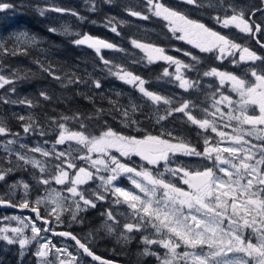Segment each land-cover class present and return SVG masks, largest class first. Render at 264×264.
Segmentation results:
<instances>
[{
	"label": "snow or ice",
	"instance_id": "snow-or-ice-1",
	"mask_svg": "<svg viewBox=\"0 0 264 264\" xmlns=\"http://www.w3.org/2000/svg\"><path fill=\"white\" fill-rule=\"evenodd\" d=\"M103 2L112 4L113 0H103ZM183 2L202 7L200 0H183ZM10 7H12L10 4L0 0V11ZM220 8L222 14L215 15L212 19L221 28H235L239 33L253 38H257L258 34H264V24L253 19L257 12L264 15V7L250 9L247 13L232 3L221 4ZM96 9V0H89V10L94 12ZM143 9L141 11L134 7H125L129 16L141 20H148L152 16L162 19L175 39L185 41L198 49L200 53L211 54L221 63L225 60H230L233 65L264 62V57L248 46L236 42L229 35L222 34L199 20L191 19L186 13L167 6L163 0H143ZM38 11L41 16L47 11L61 14L70 12L78 19H84L74 10L57 6L38 8ZM123 23L125 21L117 20L113 16L106 18L104 26L116 35H120L118 25ZM49 31L55 33L57 29L49 28ZM67 32L68 30L65 29V33ZM75 35L77 37L73 40L75 45L94 49L98 55L102 49L124 51L112 42L87 33ZM256 42L264 48V41L257 38ZM38 43L35 36L20 33L15 37L16 46L12 49L0 42V53L12 56L26 55L28 49L23 46H35ZM131 44L145 54L142 59H146L148 63L164 61L169 67L175 66V71L172 73L167 67L164 68L163 76H171L178 82V87L185 91L199 87L201 75L218 79V86L212 93L210 107L200 108L202 115L198 118L193 114L198 107L195 102L188 99L174 101L171 97L150 91L145 87L146 81L141 76L100 56L109 74L136 87L142 96L151 102L155 109L157 124L168 120L175 113H181L186 117L187 122L198 126L204 132L210 130L219 137V140L205 136L204 148L200 151L189 140L175 135L172 131H162L157 135L148 132L138 137L117 132L107 127V121H105V126L98 134H94L88 131L86 123L92 117L82 119L81 114L76 113L71 117L61 116L59 120L52 119L58 134L51 149L41 144L31 148L21 144L20 147L55 161L49 174L46 177L41 176L39 183L50 185L54 181L55 184L65 187L61 191L53 189L46 197H37L33 206V202L27 198L30 192V185L27 182L17 181L9 185L11 190L22 189L23 197L19 202L0 197V206L29 209L35 213V219L18 216L4 217L3 219L18 221L22 227H0V240L6 241L9 245L18 244L21 255L26 246L35 241L38 247L34 255L38 258V264H52L48 257L53 254V250H55L57 264H80L76 254L68 251L67 248H57L50 240L41 236L42 232H49L52 229L38 227L37 222L43 221L44 224H49L50 218L54 216L57 223H63L61 214L64 211L69 212L72 220L75 221L77 213L83 210V207L95 208L96 201L105 200L107 198L105 194L111 193L115 197V203L127 204L132 209V219L123 224L124 232L121 236L127 240L129 237L126 233L140 232L150 227L153 234L142 236V242L146 246L159 245L166 251L161 255L150 247H145L144 254L155 256L159 264H264V70L258 72L255 68H250L248 72L252 79L247 78L248 72L238 76L217 67H210L201 73L198 67L202 62L201 57L191 51L175 49L184 57L190 58L188 62H185L178 57L168 55L163 47L152 43L132 39ZM35 63L55 80H61L51 66L46 67L40 61ZM185 70L195 71L197 79L187 77ZM67 82L79 84L81 81L79 78L70 77ZM93 83L95 88L101 87L98 80ZM13 84L14 80L11 77L0 74V89ZM225 86L230 93L236 94L237 99L221 91ZM9 90L16 91L15 87ZM217 93H219L218 99ZM39 95L44 100L50 99L43 91ZM0 103L26 105L29 108L35 106L30 99L0 98ZM109 103L113 105L114 111L120 112L125 127L139 124L133 118L140 108L138 104L131 103L128 108H120L117 102L109 101ZM162 105L165 107L161 109ZM221 105L228 111L225 112ZM250 108L253 109L251 113ZM256 108H258V114L255 112ZM103 111L98 109L97 113ZM16 118L23 122L21 127L25 134L39 130V135H46L45 130L32 116L19 115ZM73 120L78 125V129L68 127L67 122ZM225 120L227 122L221 126ZM232 121L237 122L235 127L232 126ZM229 127L234 134L223 130ZM137 131H140L138 127ZM9 135L18 138L20 133L12 132L11 128L0 120V136ZM245 137H252L261 143H253ZM67 142H75L80 147L72 149L69 144L67 150H57L56 145H64ZM15 143V139L7 140L3 145L5 153L9 156L14 154L18 162L22 161L24 165L30 164L33 168L39 169L41 174L46 172L45 161L28 156L26 153H13L9 145ZM43 143L47 144L48 141L45 140ZM73 152H78L79 155H73ZM114 152L119 153V156ZM224 153L228 155L225 156ZM133 156L139 157L141 161L146 162L147 166L152 167L149 168L145 164L137 166L120 159V157H127L130 160ZM177 156L202 158L211 162L212 166L193 168L188 164L179 163L173 167L171 165ZM77 161L83 162L86 166L79 165ZM11 163L9 160L8 167L0 166V181H6V178L14 171ZM161 167L163 171H159ZM102 172L107 175H102ZM122 175L126 176L134 189L138 191L120 186L118 181ZM168 175L186 185L187 190L169 180ZM93 180H99L100 183L98 190L91 193L94 199H90L86 197L80 186ZM65 192L67 196L64 195ZM68 200L71 204L66 207L65 201ZM45 201L53 206L46 210L45 216H42L39 205ZM72 205L75 206V211ZM107 217L113 221V224L119 223L111 211L107 212ZM25 220L28 222L25 223ZM225 221H227L226 226ZM29 227L32 236H24V229ZM106 227L109 233L115 230L113 225L106 224ZM54 234L75 241L82 253L91 257L93 261H98L99 264H110L109 261L96 255L87 243L81 242L71 232ZM182 246L185 251L178 252L177 249Z\"/></svg>",
	"mask_w": 264,
	"mask_h": 264
},
{
	"label": "trees",
	"instance_id": "trees-1",
	"mask_svg": "<svg viewBox=\"0 0 264 264\" xmlns=\"http://www.w3.org/2000/svg\"><path fill=\"white\" fill-rule=\"evenodd\" d=\"M124 1L126 0H113L112 4H107L103 0H96L97 9L93 12L89 10V0H61L60 6L62 8L74 10L84 17L83 20H80L76 16L71 15L70 12L63 14L53 12L50 15L44 14L41 16L38 11V8H41L38 0H4L5 3L10 4L12 7L4 12L7 17L0 18V34L4 35L1 42L9 49H12L16 46L15 37L20 33H27L30 36H35L39 43L35 46L24 45L23 47L28 49L26 55L12 56L0 53V73L8 75L14 80L13 85H6L5 88L0 89V98L32 100L35 106L30 108L29 113L33 114L32 117L45 130L46 135H39V130L25 134L21 127L23 122L16 118L20 115L19 110H11L9 103H0V108L5 107L1 115L5 116L12 132L20 133L21 136L32 139V142H44L47 140L54 143L58 133L55 125L52 124V119L59 120L61 116L71 117L76 113H80L82 119L84 117H92L86 123L88 124V131L94 134H98L101 128L105 126V121H107V127H111L113 130L125 135L139 137L148 132L153 135L160 134L162 128L160 124L156 123L155 115L152 111L138 104L140 108L133 118L139 124L125 127L120 112L114 111L113 105L109 103V101H114L117 102L118 107L128 108L131 103L135 102L129 97L133 90L116 76L109 74L100 56L141 76L152 86L148 90L156 92L159 89L157 93L165 96L172 93L173 82L175 81L163 76V70L167 67L169 72H174V67H169L164 61L148 63L146 59H142L145 54L131 44L132 39L163 47L169 55L178 57L185 62H188L190 58L185 57V59L182 53L177 52L175 49L191 51L201 57L202 62L198 66L201 73L210 67L236 72V68L232 67L231 64L221 63L215 60L211 54L200 53L198 49L193 48L192 45L185 41L175 39L165 26V23L157 17L152 16L150 19L145 20L146 26L149 28L146 31V36L138 35L134 25L125 21V18L138 19L127 14L124 9L126 6L123 3ZM127 2L136 10H144L143 0ZM113 16L117 20L125 21V23L118 25L120 35H116L104 26L106 18ZM49 28H56L57 31L55 33L50 32ZM65 29L68 30L67 33H65ZM76 33H87L94 37L105 39L124 51L102 49L98 55L94 49L75 45L73 40L77 38ZM35 61H40L46 67L51 66L55 74L61 77V80L57 81L48 75L47 72L42 71L40 65L35 63ZM134 61L139 62L136 63ZM185 71L187 77L194 80L197 79L195 71ZM70 77L79 78L81 82L79 84H68L67 81ZM204 78L201 75L199 79L202 81ZM97 80L101 84L99 89L95 88L93 83ZM11 87H15L16 91L11 92L9 90ZM41 91L47 93L50 99L44 100L39 95ZM201 97L200 93L196 91V94H185L183 99L197 102L200 106L205 100ZM98 109H103L104 111L97 113ZM177 118L178 116L171 117L172 124L185 130L190 142L201 147L202 143H204V138L198 135L197 128L187 122L184 117L182 118L186 122L181 118L176 120ZM178 122L180 125H178ZM67 125L69 128L78 129V125L74 120L68 121ZM137 127L140 131H137ZM2 155L0 154V166L8 167V161L10 160L14 171L6 178V181H0V194L5 199H11L16 202L17 199L6 191L5 185L19 176H27L29 178L30 169L23 162H18L13 158L8 159ZM109 211L110 207L107 208L104 203H98L95 208L83 212L72 228L59 226L57 229L71 232L77 236L79 231L93 233L96 238L94 240L98 244L92 245V250L108 260L123 264H159V261L153 255L141 258L137 251L134 252V249L131 251V241L128 244L122 241L118 242L114 238L107 236L108 234L99 232L100 227L103 228L104 221L107 218L106 213ZM2 215L3 213L0 212V217ZM37 224L39 226V222ZM53 240L64 241L62 238H53ZM140 242L142 245V239ZM71 245L74 252L82 260V264H93L75 244L71 243ZM150 249L161 255L165 252L160 247H151ZM127 255H130V257L126 258ZM0 264H38V258L34 255H28L21 260L17 253L5 251L0 246Z\"/></svg>",
	"mask_w": 264,
	"mask_h": 264
},
{
	"label": "rangeland",
	"instance_id": "rangeland-1",
	"mask_svg": "<svg viewBox=\"0 0 264 264\" xmlns=\"http://www.w3.org/2000/svg\"><path fill=\"white\" fill-rule=\"evenodd\" d=\"M38 1L40 2V6L39 7H41V8H46V7H50V6L61 7L60 6L61 5V0H38ZM127 1H134V0H126V1L123 2V3H125L126 6L132 7V5L129 2H127ZM235 1L238 3V5H240L241 4L240 1H242V0H235ZM163 2L167 6L172 7L174 9L175 8H178L180 6L179 4L176 3V0H163ZM200 2H203L204 5L205 6L207 5L210 9L214 8L215 6L217 7V5H216V3H215L214 0H200ZM44 3H45V5H43ZM260 7H263L262 6V0H260ZM10 8L5 9L3 11H0V18L7 17L4 14V12H6L7 10H10ZM188 9L189 8H186V9H185V7L183 8L184 11L185 10H188ZM243 9H247V6L246 7H243ZM52 13H53V11H47V12H45V14H47V15H50ZM137 19L138 20H133V19L125 18V21L130 22V23H132L134 25V27L137 29L136 33L138 35L146 36L147 35L146 34V31L149 28L146 26L147 24L145 23V20H141L139 18H137ZM163 22L165 23V26H166V22L165 21H163ZM235 32L236 33H232L230 31H227V34L230 35V33H231V35L235 36V39H236L235 41L237 42V38L241 39V35H239L237 33V31H235ZM3 36H4L3 34H0V42H1V39L3 38ZM171 67H174V70H175V66H171ZM170 73H172V72H170ZM2 74H4V73H2ZM233 74H235V73H233ZM4 75H6V74H4ZM185 75H186V71H185ZM6 76H8V75H6ZM168 78H170V79L173 80V78L171 76H168ZM127 85L133 90L131 96H129L130 99L133 100L136 104L142 105L143 108H147L148 110H150V111H152L154 113L155 112V109H154V106L151 104V102L147 101L146 98H144L142 96V94L138 91V89L136 87H134L132 85H129V84H127ZM173 86L174 87L172 88V93L170 95H166V96L167 97H171L174 101L184 100L183 97H184L185 94H189V93H192V92L194 94H196V91H197V93H200V95L202 96L201 98H206L203 102L201 101L202 104H200V106L196 103L198 105V107H197V109L194 110V113L193 114L194 115H197L198 118H199L202 115L200 113V111H199L200 107H202V106H204V107H206V106L207 107H210V105L212 103V93L215 91L216 87L218 86V79L215 78V77H205L202 81H200L199 87L193 88V89H189L188 91H185V90L179 88L178 87V82H176V81L173 82ZM145 87L148 89L149 87H152V86H150V83H147L146 82ZM158 90L159 89H157L156 93L158 92ZM221 91L225 92V94L232 95L233 99H237L236 94L235 93H230L228 91L227 86H225V88L221 89ZM161 95H163V94H161ZM163 96H165V95H163ZM216 98L217 99L219 98V93H217ZM9 104L11 106V110H19V114L20 115H23L25 117H27V116H33L32 113H29L30 112V108L27 107L26 105L11 104V103H9ZM15 106H17V107H15ZM163 107H165V106L162 105L161 106V109ZM221 107L224 108L223 105H221ZM4 109H5V107H1L0 108V120H3L7 124V126L9 127L8 123L6 122L5 116L4 115H1V114H3L2 112L4 111ZM224 111L227 112L228 109L227 108H224ZM249 111L251 113L253 111V109L250 108ZM255 112H257L256 109H255ZM174 116H178V118L176 120H178L179 118H181L184 122H186L185 121L186 117H184L183 114H181V113H175L172 117H174ZM182 117H184L185 119L182 118ZM226 122H227L226 120L224 122H222L221 123V126H222L223 123H226ZM231 124H232L233 127H235L237 125V122L236 121H232ZM178 125H180L179 122H178ZM160 126L162 128L161 129V132L162 131H164V132L172 131L175 135L184 137L185 139L189 140L188 139V136H187V132L185 130H183L179 126H175L174 124H172L171 117H169L168 120H166V121H162L160 123ZM245 127H248V126H245ZM196 128H197V133H200V135L203 136V138L205 136H211V134L212 135H216L215 133H212L210 130L207 131V132H204L203 130L199 129L198 126H196ZM223 130L225 132L232 133V128L231 127H229V128H223ZM232 134H234V133H232ZM216 138L219 140V137L216 136ZM9 139H15L16 140V143L15 144L9 145V147L13 150V153H15V152L26 153L28 156H32V157H35L36 159L45 161L46 162V168H47L46 172L43 173V174H41L39 172V169L33 168L30 164L25 165V166H27L30 169L29 178L27 176H19V177H16V178L12 179L11 181H9L8 184L5 185L6 187L4 186L5 189H6V191L11 196H13L14 198L17 199L16 202H19L20 199L23 197V191H22V189L11 190L9 188V185H11L12 183L17 182V181H24V182H27L30 185V192H29V196L27 198L31 202H33V206H35L34 205V201L37 199V197H46L48 195V192L52 191L53 189H55L57 191L63 190V188L65 186H63V185H57V184H55L54 181H52L50 185H43V184L39 183V180H40L41 176H45L46 177L49 174V172L51 171L52 166L55 163V161H53L51 158L42 157L39 153L28 152L27 149L20 147L21 144L27 145L28 148H31V147H33V146H35L37 144H41V145H43V147H45L47 149H51L54 143L48 142V144H44L43 142H38V141H33L32 142V139H27L26 137L21 136V135L18 138L17 137H13L11 135L6 136V137L5 136H0V154H3L2 156H4V157L6 156L8 159L13 158L14 160H16L15 155L13 154V155L9 156L7 153H5L4 147H3V145ZM245 139L252 140V142L253 143H256V144L261 143V141H257L255 139H253L252 137H245ZM69 144L71 145L72 149H77V148L80 147L79 145L75 144V142H67L64 145H56V148H57V150H61V151L67 150L69 148ZM195 145L197 146V148L200 151H203L204 143H202L201 147H199L197 144H195ZM114 154L117 155V156H119L115 152H114ZM73 155H79V153L78 152H73ZM227 155L228 154H226L225 156H227ZM94 156H95V154H94ZM120 159L122 161H124V162L129 161L130 163H134V162H131L132 158L129 160V158H126L125 159V157H120ZM77 163L79 165L86 166V165H83V162H81V161H77ZM179 163L188 164L190 167H193V168H203V167H208V165H209V161L204 160L202 158L177 156L175 158V162L171 166L175 167L176 164H179ZM134 164L137 165V162L134 163ZM149 168H151V167H149ZM159 171H163V168L161 167ZM101 174L102 175H107V173H105V172H102ZM218 174L219 175H223L222 173H218ZM124 177H126V176H124ZM120 178H119V181H118V183H119L120 186H122V187H124L126 189L135 190L133 185H129L127 183H126V185H124L125 183L123 181H121ZM167 178L169 180H172L174 183H177V186L182 187L185 190H187L186 185H183L182 183H180L177 178L171 177L170 175H168ZM99 183H100L99 180L89 181L88 183H86L84 185H81L80 188H81V190H83L85 192L86 197H88L90 199H94V197H92L91 193H93V192H95V191L98 190ZM135 191H138V190H135ZM64 195L67 196L68 194L65 192ZM105 195H106L107 198L105 200L96 201V205L98 203H104L107 208L110 207V211L112 212V207L115 206L117 203L114 202L115 200L112 198L113 196L111 195V193H106ZM0 197H3V196L0 194ZM80 203H81V205L83 207V202L81 201ZM70 204H71V201L70 200L65 201V206L66 207L68 205H70ZM117 205L125 206L127 204L120 203V204H117ZM52 206L53 205L50 204V203H48L47 201H45L44 203H42L41 205H39L40 210L42 212L41 215L42 216H45L47 214L46 210L48 208H51ZM91 208H93V207H90V206L83 207V210H81V211H79L77 213V220H78V218L81 216V214L83 212H85V211H87V210H89ZM72 209H73V211H75V206L74 205H72ZM0 212L3 213V215L0 217V227H18V226L19 227H22V225H20L18 221L12 220V219H3L4 217L11 218L13 216H18V217H21V218L31 217L32 219H35V215H32V214H24V213L17 212V211H12V210H6L4 207H0ZM106 216H107V213H106ZM127 219L128 220L126 222H130L131 219H132V209H130V208H128V218ZM77 220L73 221L72 218H71V215L69 214V212L64 211L61 214V221H63V223H57L55 221V217L54 216L51 217L50 218V221H51L52 226H53V227H51L52 231H49V233L42 232L41 233V236H43L44 238L50 240L51 243L54 244L57 248H61V249L67 248L68 251L73 252L74 254H76L74 252L73 248H72L71 242H68L67 240H64L63 238L62 239L64 241H62V242H60L58 240L57 241H54L53 238H57V237L51 236L50 234H52L53 232H55V230H58L57 228L59 226H63L65 228H70V227L72 228L73 225H75V223H77ZM27 222L28 221L25 220V223H27ZM104 222L105 223L103 225V228L100 227L99 232H103L106 235L108 234L107 236L112 237V232L111 233L108 232L107 227H106V224L113 225V227L115 228V225L113 224V221L109 220L108 217H107ZM126 222H123L120 225V230L121 231L119 232V238H123L121 236V233L124 232V229H123L122 226ZM226 225H227V221H225V226ZM37 226H38V224H37ZM39 226L41 228H50L49 224H44L43 221H39ZM144 231H145V234H147V233H148V235L149 234H153V230L150 227H148ZM57 232H60V231H57ZM78 233H79L80 239L83 240L84 243H87L90 248L92 247V245H97L98 244L94 240L95 237H94V234L93 233H83V232H80V231ZM249 233H250V230H249ZM9 235H11V233H9ZM23 235L24 236H27V237H31L32 236L30 227L24 229ZM126 235L129 238L127 240H125L124 238L123 239L125 241L130 240L131 233H126ZM58 238H61V237L58 236ZM42 242L43 241H41V243ZM0 246H2V248L6 249L5 251L14 252V254L17 253L18 257L21 260L22 259H25V257L28 256V255H34V253L36 252V249L38 247L37 243L35 241H33L31 244H29L28 246H26V248L23 250V255H21V249H20V247H19L18 244L9 245V244H7L6 241L0 240ZM145 247H150V248L151 247H155V248L157 247L158 248L160 246L159 245L146 246L143 243L142 244V249H141V254L144 255L145 257H147L149 255H145L144 254ZM160 248H162V247H160ZM91 250H92V248H91ZM177 251L178 252H183V251H185V249L182 246L181 248L177 249ZM54 253H55V250H53V254H51L48 257V259L52 262V264H57L56 257H55V254ZM77 257L79 259L80 264H82V260H80V257L78 255H77Z\"/></svg>",
	"mask_w": 264,
	"mask_h": 264
},
{
	"label": "flooded vegetation",
	"instance_id": "flooded-vegetation-1",
	"mask_svg": "<svg viewBox=\"0 0 264 264\" xmlns=\"http://www.w3.org/2000/svg\"><path fill=\"white\" fill-rule=\"evenodd\" d=\"M214 1L216 3L217 7L215 6L214 8L210 9L207 5L205 6L203 2H201L202 7H196L194 5H188V4L184 3L182 0H176V3L179 4L180 6L178 8H175V9L186 13L191 19L199 20L202 23H204L206 26L213 28L216 31H219L222 34L228 35L227 31H230L232 33H236L235 31H237V33L239 35H241V39L237 38L238 43H241V44L248 46L251 50L255 51L258 55L264 57V48H262L256 42L257 38L260 39L261 41H264V34H258L257 38H253V37L245 35L243 33H239L238 30H236L235 28L223 29L218 24H216L215 21L212 19L213 16L218 15V14H222L221 8H220L221 4L232 3V4H235L236 6H238V8H242V9H243V7L247 6V9H244L245 12L247 13L248 10H250V9L260 7V0H242V1H240V3H241L240 5H238V3L235 0H214ZM262 6L264 7V3H262ZM184 7H185V9L186 8H189V9L184 11L183 10ZM253 19H255L258 23L264 24V15H262L260 12H257L255 17H253ZM229 36L231 38H233L234 40H236L235 36L231 35V33ZM224 63L231 64L232 67H235L236 72H232V73H235L238 76H243L244 73L248 72V70L250 68H255L258 72L261 70H264V62H262V61H256L254 63L253 62H247V63L238 64V65H233L232 63H230V60H225ZM247 78L252 79L250 72H248ZM204 99H206V98H204ZM195 103H197V102H195ZM256 111H257L256 113L258 114V108H256ZM211 137H213L214 140H218L216 138V135L211 134ZM193 145H195V144H193ZM117 154L119 155V153H117ZM226 154L227 153H224V155H226ZM126 158L127 157H125V159ZM131 158H132L131 162H134V163L137 162V166L142 165V164H145V166H147L146 162L141 161L139 157L133 156ZM127 162H129V161H127ZM211 166H212V164H211V162H209L208 167H211ZM147 167H152V166H147ZM120 180L125 183L124 185H126V183L129 185H132L127 180V178L124 177L123 175L120 178ZM186 188H187V186H186ZM112 198L115 200V197H112ZM128 208H129L128 205L122 206V205H117V204L112 207L113 215L115 216L116 220L119 221L118 224H114L115 230L112 232V238H114L118 242L122 241L123 243H126V244H128L131 241L130 242L131 243L130 250L132 251V249H134V252L137 251V254L139 256H141V258H142L145 256L141 254L142 245H141L140 241L142 239V236L148 235V233L145 234L144 230H142L140 232L134 231L131 233L130 240H128V241H125L123 238H119V232L121 231L120 225H121V223L126 222L128 220L127 219L128 218ZM51 227H53L52 223L50 224V228ZM57 231H63V230H55V232H57ZM78 236H79V233H78ZM79 238H80V236H79ZM4 250H6V249H4ZM128 257H130V255H127L126 258H128ZM132 259H133V256H132ZM131 261L133 262V260H131Z\"/></svg>",
	"mask_w": 264,
	"mask_h": 264
},
{
	"label": "water",
	"instance_id": "water-1",
	"mask_svg": "<svg viewBox=\"0 0 264 264\" xmlns=\"http://www.w3.org/2000/svg\"><path fill=\"white\" fill-rule=\"evenodd\" d=\"M183 1V0H182ZM0 207H4L6 210H12V211H17V212H21V213H25V214H32V215H35V213H33V212H31L29 209H20V208H12V207H6V206H0ZM50 224H51V221L49 222V226H50ZM60 232H65V231H60ZM68 232V231H67ZM47 233H49V232H47ZM54 233H59V232H53L52 234H50L51 236H54V237H57L58 238V236L59 235H55ZM73 234V233H72ZM73 235H75V234H73ZM78 239H80L77 235H75ZM61 238H63L64 240H67L68 242H71V243H73V244H75V241H73V240H71L70 238H68V237H63V236H60ZM52 238V237H51ZM81 240V239H80ZM81 242H83L82 240H81ZM76 245V244H75ZM77 246V245H76ZM78 247V246H77ZM81 252H82V250H80ZM93 251V250H92ZM94 252V251H93ZM95 253V252H94ZM83 254V253H82ZM96 254V253H95ZM86 258H88L89 260H91V262L92 263H94V264H99V262L98 261H93L92 260V258L91 257H88L86 254H83ZM96 255H98V254H96ZM98 256H100V255H98ZM102 259H104V260H107V261H109L110 262V264H123V263H120V262H115V261H112V260H108V259H106V258H104V257H102V256H100Z\"/></svg>",
	"mask_w": 264,
	"mask_h": 264
}]
</instances>
